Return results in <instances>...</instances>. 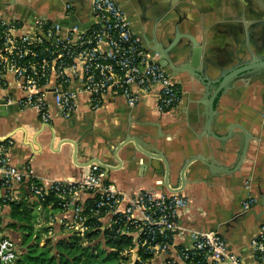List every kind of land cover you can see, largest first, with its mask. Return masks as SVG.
<instances>
[{
    "label": "crops",
    "instance_id": "obj_1",
    "mask_svg": "<svg viewBox=\"0 0 264 264\" xmlns=\"http://www.w3.org/2000/svg\"><path fill=\"white\" fill-rule=\"evenodd\" d=\"M118 1L132 28L151 49L154 46L152 41L171 37L177 25L180 32H191L203 40L205 57L215 66L235 62V56L246 46L253 53L264 56V0ZM62 7L58 0H0L5 16H15L28 27L38 15L63 24L72 22L60 15ZM77 18L83 26L88 24L84 13ZM155 59L159 61L158 55ZM166 70L171 75V70ZM206 73L209 75L210 69ZM171 76L179 88L180 99L165 112L156 109V86L141 93L134 106H128L120 95L106 94L101 105L91 109L86 96L80 95L72 116L61 117L53 108L49 123L41 122L34 110L0 103V135L12 134L14 142L9 154L13 165L19 169L30 165L44 180L66 178L71 181L84 174L88 163L97 162L103 165L107 181L117 187L123 199L121 205L143 188L176 191L185 196L188 205L180 214L179 222L189 228L221 231L229 211L240 207L247 191L257 201L255 208L260 210L259 201L264 197V125L260 122L264 110L263 84L257 81L243 87L235 80L228 83L227 79L220 85L213 82L209 86L207 98L216 88L218 90L216 97L211 95L208 98V102H213L214 111L211 113L216 122L222 124L218 132L232 127V131H241L242 128L253 133L246 149L247 158L238 170L214 175L202 160L191 157L184 168L186 174L179 179L175 170L182 157L189 158L201 151L199 131L193 122L199 108L195 103L199 94L193 91V87L199 76L190 71H176ZM198 89L201 90L202 86ZM9 90L18 94L13 88ZM2 93L0 90V101ZM163 127L168 130L165 137L158 140V147L173 164L168 178L144 164L145 159H130L135 144L133 140H127V134L153 133ZM207 139L214 147L220 145L212 137ZM232 145L233 141L227 142L226 149ZM194 164L198 169L189 170ZM47 218L39 214L38 222L41 227H49L52 238L70 230L58 222L49 225ZM252 219L250 216L241 224L233 223L227 232H222L230 250L244 257L246 264L252 263L250 237L260 225L253 224ZM175 242L179 243L180 239Z\"/></svg>",
    "mask_w": 264,
    "mask_h": 264
},
{
    "label": "built area",
    "instance_id": "obj_2",
    "mask_svg": "<svg viewBox=\"0 0 264 264\" xmlns=\"http://www.w3.org/2000/svg\"><path fill=\"white\" fill-rule=\"evenodd\" d=\"M83 13L86 26L80 24L76 6L66 2L60 15L72 22L63 24L38 15L28 27L15 16H5L0 8L1 104L34 110L41 122L49 123L53 108L61 117L72 116L80 95L86 96L91 109L98 108L106 94L120 95L128 106H134L141 93L156 86L157 111L165 112L179 102L175 80L132 28L118 0H87ZM260 122L264 125V110ZM13 142L12 134L0 135L2 264H13L19 254L16 243L1 231L3 205L18 203L28 195L41 200L47 193L55 195L59 206L58 212L48 214V222L81 235L90 227L87 221L92 216L103 228L116 224V233L131 237L127 254L132 262H143L142 252L150 256L147 264H246L244 257L230 250L220 231L180 224L179 216L188 205L182 194L143 188L121 205L117 187L107 181L98 163H88L78 179L44 180L30 165L20 169L13 165L9 154ZM90 196L88 215L83 203ZM254 201L247 191L241 205L248 207ZM250 246L251 264H264V223L250 237Z\"/></svg>",
    "mask_w": 264,
    "mask_h": 264
},
{
    "label": "water",
    "instance_id": "obj_3",
    "mask_svg": "<svg viewBox=\"0 0 264 264\" xmlns=\"http://www.w3.org/2000/svg\"><path fill=\"white\" fill-rule=\"evenodd\" d=\"M60 7L64 3L70 2L76 6V13L78 16L83 14L84 8L87 6V0H58ZM61 8H59L60 10ZM154 46L152 50L158 55V64L166 69H170L171 75L175 72H194L199 76L196 78V84L193 91L198 93V99L195 101L199 107L194 114V126L199 131L200 138V152L192 154L189 158L181 159L177 166L175 173L180 179L186 174L188 161L191 157L200 159L204 162V166L211 174L223 175L230 174L239 167L246 160V149L248 142L253 138V133L250 129L241 131H232V127H228L224 132L219 133V127L222 124L216 122L214 115L213 102H208V98L216 97L218 90L215 91L207 98L205 95L209 91V86L213 82L218 85L228 79L231 81L239 82L240 86L246 87L253 83L260 81L264 86V56L257 55L246 46L242 49L239 55L235 56V62L229 63L225 66H215L210 64L207 57H205L203 50V40L197 38L191 32H180L177 25L171 37H165L161 40L152 41ZM160 44V47L157 46ZM210 69V74L207 71ZM216 73V75H214ZM198 86H202L199 90ZM168 127L157 128L155 132H140L137 134H127V140L134 141V147L131 149L133 155L130 159L143 158L146 160L144 164L150 165L156 172L165 175L166 178L172 173L173 164L167 157L165 152L158 147V140L165 137V131ZM212 137L220 145L212 146L210 140L207 138ZM248 139V141H247ZM233 141V145L227 150L226 143ZM219 154V155H217ZM204 158L202 159V156ZM97 163V162H96ZM99 164V163H98ZM198 164V163H196ZM100 165V164H99ZM103 166V165H101ZM194 171L198 166H190L189 170ZM257 201L248 207L240 205L237 209L233 207L226 219L223 221L221 233L227 232L229 226L234 224H241L248 217L252 216L253 224L264 223V197L260 198V210L255 208ZM258 205V204H257Z\"/></svg>",
    "mask_w": 264,
    "mask_h": 264
},
{
    "label": "trees",
    "instance_id": "obj_4",
    "mask_svg": "<svg viewBox=\"0 0 264 264\" xmlns=\"http://www.w3.org/2000/svg\"><path fill=\"white\" fill-rule=\"evenodd\" d=\"M92 200L93 196H90L83 203V212L88 215L91 214L88 204ZM56 210H59L58 200L53 193H47L41 200L28 195L27 199L18 203L3 205L2 233L17 244L18 238L22 236L25 243L13 264H147L150 256L142 252L140 256L143 262L130 260L127 254L132 246L130 235L116 233V224L103 228L102 222L95 216L87 221L90 227L83 235L70 229L67 233L50 237L51 239H46L39 245L38 239L42 230L36 231L35 228L38 216L40 213L44 214L46 219L50 211L54 213ZM43 228V234H46L48 228ZM31 240L33 242L28 243Z\"/></svg>",
    "mask_w": 264,
    "mask_h": 264
},
{
    "label": "rangeland",
    "instance_id": "obj_5",
    "mask_svg": "<svg viewBox=\"0 0 264 264\" xmlns=\"http://www.w3.org/2000/svg\"><path fill=\"white\" fill-rule=\"evenodd\" d=\"M52 214V213H51ZM40 215H41V213H40ZM49 219L47 218V221H48ZM50 222V221H49ZM49 222H48V224H49ZM53 221H51L50 223H52ZM50 225V224H49ZM35 226H37V227H35L36 228V231H41L42 230V233L40 232V238L38 239V243H39V245H41V244H43L45 241H46V239H51L52 238V235H51V233H49V231L47 230V232L48 233H46V234H43V227H45V226H42L41 227V222H38L37 221V223L35 224ZM38 227H41V228H38ZM47 228H49L48 226H46ZM46 227H45V229H46ZM49 237V238H48ZM51 237V238H50ZM23 237L22 236H20V238H18L17 240H18V244L16 243V245H17V248H18V252L20 253L21 251H22V248L24 247V245H25V243H24V239H22ZM34 240V239H33ZM33 240H31V241H29L28 243H31V242H33ZM0 264H2L1 262H0Z\"/></svg>",
    "mask_w": 264,
    "mask_h": 264
}]
</instances>
